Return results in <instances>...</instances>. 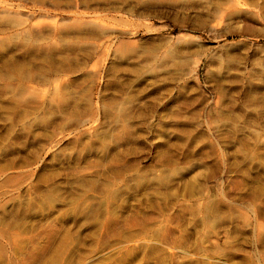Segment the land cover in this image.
Segmentation results:
<instances>
[{
	"label": "rangeland",
	"instance_id": "rangeland-1",
	"mask_svg": "<svg viewBox=\"0 0 264 264\" xmlns=\"http://www.w3.org/2000/svg\"><path fill=\"white\" fill-rule=\"evenodd\" d=\"M0 264H264V0H0Z\"/></svg>",
	"mask_w": 264,
	"mask_h": 264
}]
</instances>
